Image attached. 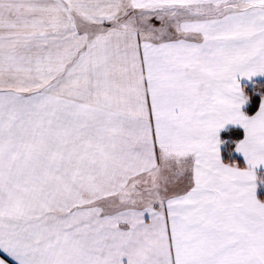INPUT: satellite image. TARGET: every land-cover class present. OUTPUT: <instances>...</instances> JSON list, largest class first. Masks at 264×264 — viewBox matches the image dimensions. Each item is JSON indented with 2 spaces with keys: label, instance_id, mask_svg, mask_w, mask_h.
Instances as JSON below:
<instances>
[{
  "label": "snow or ice",
  "instance_id": "6c2138e0",
  "mask_svg": "<svg viewBox=\"0 0 264 264\" xmlns=\"http://www.w3.org/2000/svg\"><path fill=\"white\" fill-rule=\"evenodd\" d=\"M0 264H264V0H0Z\"/></svg>",
  "mask_w": 264,
  "mask_h": 264
}]
</instances>
